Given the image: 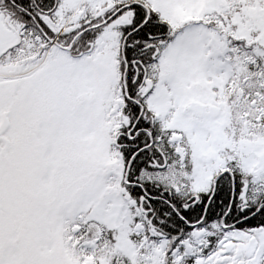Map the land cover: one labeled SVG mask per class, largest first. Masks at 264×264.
I'll use <instances>...</instances> for the list:
<instances>
[{
    "label": "snow or ice",
    "instance_id": "6c2138e0",
    "mask_svg": "<svg viewBox=\"0 0 264 264\" xmlns=\"http://www.w3.org/2000/svg\"><path fill=\"white\" fill-rule=\"evenodd\" d=\"M0 264H264V0H0Z\"/></svg>",
    "mask_w": 264,
    "mask_h": 264
}]
</instances>
